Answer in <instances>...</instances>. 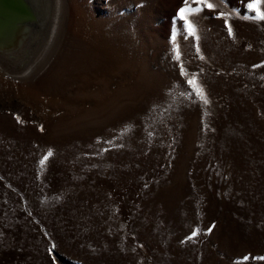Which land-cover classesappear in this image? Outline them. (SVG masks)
Instances as JSON below:
<instances>
[{"label": "rangeland", "instance_id": "rangeland-1", "mask_svg": "<svg viewBox=\"0 0 264 264\" xmlns=\"http://www.w3.org/2000/svg\"><path fill=\"white\" fill-rule=\"evenodd\" d=\"M250 3L188 0L190 36L184 0H66L34 74L0 73V264H264Z\"/></svg>", "mask_w": 264, "mask_h": 264}, {"label": "bare ground", "instance_id": "bare-ground-1", "mask_svg": "<svg viewBox=\"0 0 264 264\" xmlns=\"http://www.w3.org/2000/svg\"><path fill=\"white\" fill-rule=\"evenodd\" d=\"M6 6L30 15L11 17L4 12ZM66 6V0H0V73L12 79L34 74L40 62L32 60L44 41L49 55L60 40Z\"/></svg>", "mask_w": 264, "mask_h": 264}, {"label": "snow or ice", "instance_id": "snow-or-ice-1", "mask_svg": "<svg viewBox=\"0 0 264 264\" xmlns=\"http://www.w3.org/2000/svg\"><path fill=\"white\" fill-rule=\"evenodd\" d=\"M184 2H185V6L180 7L176 15L179 17V19L181 21L184 22L186 28L188 29V34L190 36H194L195 35V28L193 27L192 22L188 19V14L192 13L193 11H199V9H191V8L187 7L188 0H184ZM196 2L197 3H201V2H203V0H196ZM258 3H259V0H255V3H250L248 5V7L250 9H256L258 11V9H257ZM207 7L208 8H212L213 5L212 4H207ZM257 18L260 19V20H264V12H259L258 11ZM229 34H231V28H229ZM189 83L190 84H195V81L194 80H190ZM196 92H197V95L204 101V103L207 104L208 100H207V98L204 95L203 89L197 87L196 88ZM51 155H52V153H51V151H49L48 156H51ZM48 156H45L44 159L40 161L41 165H43L45 160L48 159ZM209 231H211V229H209ZM192 235L195 236L196 233L193 232ZM244 259L247 260L248 257H245Z\"/></svg>", "mask_w": 264, "mask_h": 264}, {"label": "water", "instance_id": "water-1", "mask_svg": "<svg viewBox=\"0 0 264 264\" xmlns=\"http://www.w3.org/2000/svg\"><path fill=\"white\" fill-rule=\"evenodd\" d=\"M6 5H7V3H6ZM6 7L7 8H4V12L11 17H16V16H18V17L22 16L23 17L24 16L23 18H26L27 16L30 15V13L25 11V10H20L18 8H12L10 6H6Z\"/></svg>", "mask_w": 264, "mask_h": 264}]
</instances>
